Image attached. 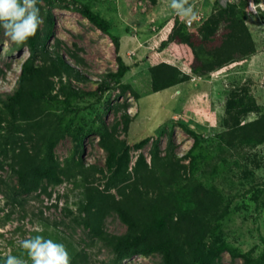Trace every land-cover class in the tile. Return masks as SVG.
I'll return each mask as SVG.
<instances>
[{
	"label": "rangeland",
	"instance_id": "374dc122",
	"mask_svg": "<svg viewBox=\"0 0 264 264\" xmlns=\"http://www.w3.org/2000/svg\"><path fill=\"white\" fill-rule=\"evenodd\" d=\"M42 1V0H37ZM69 2L72 0H64ZM90 4L93 11L111 24V33L118 35L121 41L119 54L132 66L123 78L140 94L136 99L128 94L127 111L135 116L128 133L121 132L119 137L127 139L133 145L152 136L156 138L162 127L173 129L174 151L179 155L187 152L194 138L186 132L183 125L195 129L201 136L200 144L194 151L197 161L191 165V172L200 177L214 195L221 199L220 216L215 222L212 240L227 242L241 252L253 250L258 255L264 248V143L254 142L238 144L228 148L220 142L221 133L227 129L231 115L228 113L233 94L252 95L259 109L242 116L243 122L264 115V0H188L197 18L190 20L181 17L171 7V0H74ZM42 4L44 2H41ZM242 7V17L251 31L256 44V52L244 59L233 61L215 71H207L205 53L222 41L227 30L221 27L210 41L202 38L199 28L213 14L223 9ZM55 32L50 40L54 44L60 39L61 53L71 63L76 60L69 54L74 52L82 60L78 67L85 71L87 82H75L85 92L71 101V106L79 107L75 125L55 148V153L65 168L74 169L79 163L105 166L107 151L99 142L98 128L105 121L108 125L120 120L123 110H110L107 114L106 102L123 103L125 98L116 100L119 89L107 91L99 96L95 81L106 72L115 71L118 51L110 37L93 25L87 18L75 10L56 8ZM130 30V31H128ZM167 42L164 46L162 44ZM14 42L0 31V96L11 91L16 85L23 61L29 56L28 48L13 50ZM162 62L171 63L178 68L177 80L172 83L154 85L151 68ZM66 80V78H65ZM59 86V84H58ZM99 93V92H98ZM100 94V93H99ZM45 108L64 110V102H48ZM63 106V107H62ZM74 113H70L63 124ZM10 116L0 104V136L12 137L9 125ZM122 127V125L120 126ZM149 143L143 150H133V161L142 151L150 161ZM0 146V180L11 174L10 142ZM169 137L161 139L163 152L168 148ZM187 159L184 163L189 164ZM133 164V163H132ZM208 170L213 171L209 174ZM14 181L16 178L13 179ZM1 183V181H0ZM51 197L34 192L28 196L25 207L10 206L0 192V256L12 255L20 248V241L32 237L34 231L54 232L67 241L77 251L89 256L90 264H111L113 254L108 246L94 238L83 227L76 226L63 211L68 205L74 211L80 198V187L74 179L65 180L59 185H50ZM115 193V191H113ZM229 204V206H228ZM57 205V206H55ZM15 208L10 219L6 216ZM27 211L29 215L19 219ZM48 220L45 225L40 213ZM33 212V213H32ZM35 221H31L32 215ZM55 221L59 223L55 226ZM69 224V226H68ZM73 224V226H71ZM22 229L14 232L17 226ZM105 230L110 234H123L127 230L116 213L105 219ZM14 239V243L8 241ZM67 244V243H64ZM75 251V250H74ZM27 264H32L27 258ZM122 264H163L160 255H137L124 260ZM222 264H243L241 259H233L226 252Z\"/></svg>",
	"mask_w": 264,
	"mask_h": 264
},
{
	"label": "trees",
	"instance_id": "16d2710c",
	"mask_svg": "<svg viewBox=\"0 0 264 264\" xmlns=\"http://www.w3.org/2000/svg\"><path fill=\"white\" fill-rule=\"evenodd\" d=\"M36 7L40 10L39 16L43 23L25 43L14 42L13 50L19 51L27 47L30 55L22 64L16 85L4 97L0 96V104L10 116L12 133L10 139L5 137L7 141H3L0 136V146L10 142L11 148L9 154L5 153L10 157L11 174L7 179L0 180V192L7 199V204L24 209L31 193L38 191L37 196L43 193L51 197L50 185L74 179L75 184L80 187V198L75 203L77 210L64 205L63 211L72 215L71 220L76 226L88 230L91 236L110 248L113 254L111 264H122L124 260L137 255H160L163 264H222L226 252L233 259H241L243 264H264V248L255 255L253 250L241 252L225 241L219 243L211 239L215 222L220 216L222 201L213 194L211 187H207L200 177L191 172V165L197 161L194 151L201 138L195 129L183 125L186 132L194 138V143L181 155L173 148V129L168 132L162 127L156 138L148 136L133 145L127 139L119 137L121 132L128 133L130 124L135 119L127 111L128 94L136 99L140 98V94L132 85L123 83V78L132 66L119 54L120 37L111 33L109 21L94 12L90 4L74 0H42L37 1ZM56 8L80 13L98 29L110 35L118 51L117 69L106 72L95 81L98 84L95 94L99 96V100L101 95L115 89H119L117 101L125 98L123 103L106 102L105 114L112 109L123 112L120 120L111 125L103 121V125L98 128L99 142L107 151L103 167L79 163L74 169L65 168L55 153L57 144L74 127L75 114L80 110L79 107L71 106V101L85 91L75 83L88 81L85 71L77 65L82 59L69 50L77 64L71 63L61 53L60 39H56L54 44L50 43L56 35ZM242 14V7H238V10L221 8L199 28L206 41L214 38L221 27L227 30L223 33L221 43L205 53L208 58L207 71H215L256 52L255 41ZM151 73L155 86L167 84L177 80L178 68L171 63L162 62L154 65ZM52 100L64 102L67 106L59 111L52 107L45 108V103ZM258 109L252 95L233 94L227 110L232 115L227 129L221 133L220 142L228 148L252 141L254 144H263L264 115L245 122L241 120L242 116H248ZM70 113L74 115L63 124ZM166 134L169 145L163 152L161 139ZM151 141L150 161L142 151L133 161L132 151L143 150ZM187 159H190L189 164L184 163ZM4 166L5 161H0V168ZM208 173L213 171L208 170ZM2 209L0 206V211ZM14 212L15 208H12L6 218L10 219ZM113 213L127 225L123 234H110L105 230V219ZM28 215L25 210L19 219ZM35 216L37 217L36 214L32 215L30 220L34 222ZM39 216L47 225L48 220L44 218L42 211ZM58 224L55 221V226ZM0 225H4V221ZM21 229L19 225L14 232ZM35 235L67 243L64 245L70 256V264H90L86 252L77 251L54 232L44 229L34 231L32 237ZM0 236H3L2 233ZM8 242L13 244L14 239ZM12 255L24 260L30 258L21 247L14 250ZM5 259L6 257L0 256V264H4Z\"/></svg>",
	"mask_w": 264,
	"mask_h": 264
},
{
	"label": "clouds",
	"instance_id": "9594fccd",
	"mask_svg": "<svg viewBox=\"0 0 264 264\" xmlns=\"http://www.w3.org/2000/svg\"><path fill=\"white\" fill-rule=\"evenodd\" d=\"M36 4L37 0H0V25L6 37L17 44H22L36 34L38 26L43 23ZM171 7L183 18L190 20L197 18L188 0H171ZM21 71L22 66L20 75ZM19 243L20 247L26 250L32 264H70L69 253L62 243L46 239L42 235L22 239ZM4 264H27V261L8 255Z\"/></svg>",
	"mask_w": 264,
	"mask_h": 264
}]
</instances>
